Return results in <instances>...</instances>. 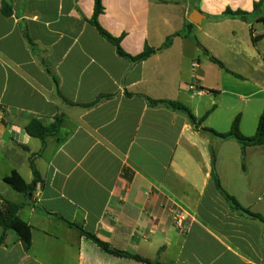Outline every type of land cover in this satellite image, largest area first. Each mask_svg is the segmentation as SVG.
Segmentation results:
<instances>
[{
	"label": "crops",
	"instance_id": "obj_1",
	"mask_svg": "<svg viewBox=\"0 0 264 264\" xmlns=\"http://www.w3.org/2000/svg\"><path fill=\"white\" fill-rule=\"evenodd\" d=\"M258 1L102 0L99 24L122 39L128 55L177 35L169 48L132 64L90 24L95 0H12L10 17L0 0V204L21 205L19 216L32 227L29 251L8 232L0 264H143L107 254L67 223L162 264H264V225L217 190L210 152L223 189L264 217V146L247 148L243 170L236 142L212 139L184 114L146 100L180 102L198 120L211 111L210 121L216 106L207 99L204 50L215 57L214 28L231 20L222 16L227 8L252 13ZM47 69L58 75L59 93ZM101 95L114 97L84 107ZM56 117L60 131L42 150L25 128ZM205 122L202 128L226 133L225 118L218 126ZM241 127L249 135L242 115ZM31 160L43 184L28 198L4 180L16 172L31 183ZM177 210L185 215L182 228L173 221Z\"/></svg>",
	"mask_w": 264,
	"mask_h": 264
},
{
	"label": "trees",
	"instance_id": "obj_2",
	"mask_svg": "<svg viewBox=\"0 0 264 264\" xmlns=\"http://www.w3.org/2000/svg\"><path fill=\"white\" fill-rule=\"evenodd\" d=\"M2 5H3L2 7L3 14L6 17L12 16L13 15L12 0H2ZM103 13H104V6L102 4V0H95L94 14H93L92 19L90 20V24L96 27V29L98 30V32L104 39H106L108 42L112 43L116 47L117 53L119 56L128 59L132 64L143 62L147 60L148 58H150L151 56L169 48L172 45L174 37L177 36V35H174V36L169 37L160 48L146 47L140 55L131 56V55L126 54L123 51L121 47L122 39L113 37L106 30H104L99 24V17ZM252 15L256 16L259 22L264 23V0H259L258 2L254 3V9L252 13H248L242 10L233 11L232 9L227 8L222 14L224 18L240 19L244 22H248L250 16ZM250 33L252 36V42L254 44L259 39L264 38V35L259 36V37H254L253 28H251ZM24 37L28 43V46L32 49V51H34L36 46L26 32H24ZM204 52L206 55L209 56L210 61L216 64L220 69L230 72L226 69V66L224 65V63H222L216 57L212 56L207 50H204ZM46 71L52 78L54 85L56 87V91L59 93L60 80H59L58 75L49 69H47ZM125 93H126V96L128 97L132 96V94L127 91ZM112 97L114 96L113 95H101L96 99V101H94L91 104L84 105V107L86 108L94 107ZM146 100L151 107L162 106L174 112H179V113L184 114L185 116H187V118L189 119L190 123L194 126V128L198 129L202 133L209 135L212 139L220 140L223 142L225 141L236 142L241 148L243 170L246 169L245 160H246L247 148L255 147V146H264V110L259 118V122H258L255 135L248 137V136H245L241 131V115L240 114L237 115L234 121L232 122L230 131L225 134H222L213 129L201 127L203 122H205V120L211 114V111L207 112L204 115V117L198 120L196 116L190 111V109L180 102L172 101V100H154L149 97H146ZM69 104L74 105L73 103H70V102ZM61 124H62L61 117H56L54 119V122L49 126H46L40 121L34 119L26 126L25 130L30 137L38 139L42 142V150H43L46 147V138L50 136H55L56 134H58L60 131ZM210 152H211V161H212V177L214 179L217 190L224 196V198L230 204L232 209L240 212L242 215H245L254 220H257L264 225L263 216L259 214L251 213L250 211L244 209L234 197L229 195L223 189L220 179L216 173V168H215L216 151L213 147H210ZM30 166L33 172V181L31 183H26L22 179V177L19 176L16 172L12 173L9 177L5 178L4 182L8 184L15 192L23 194L25 197L33 198L37 190V187L43 184V178L41 174L39 173V171L36 169V166L33 160L30 161ZM20 209H21V205L15 204L10 201L4 200L0 204V227L3 229V234L0 237V247L6 244L8 232H14L16 236L18 237V239L20 240V242L22 243L24 249L26 251H29L31 247V243H32V227L28 225L27 223H25L24 221H22V219L19 216ZM67 224L70 227H74L78 229L81 235L86 236L88 239L93 241L101 250H103L109 255L119 257V258H124V259L135 260L136 262L143 263V264H162V263H159L158 261L144 259L138 255H131L127 252L115 249L111 247L109 244L101 241L97 236L86 232L81 226L72 224V223H67Z\"/></svg>",
	"mask_w": 264,
	"mask_h": 264
},
{
	"label": "rangeland",
	"instance_id": "obj_3",
	"mask_svg": "<svg viewBox=\"0 0 264 264\" xmlns=\"http://www.w3.org/2000/svg\"><path fill=\"white\" fill-rule=\"evenodd\" d=\"M251 28L257 33L263 32L264 23L252 15L248 22L231 19L215 27L214 31L219 37L214 50L215 57L232 71L222 70L211 61L204 69V84L211 91L207 99L214 100L216 106L211 120L205 124L218 126L225 118L226 126L221 128L227 133L234 118L241 114L243 128L249 135L241 131L248 137L255 135L260 109L264 106V41L258 46L253 45L250 40ZM254 77L261 79L255 82ZM196 84L194 80L192 86L197 93L199 89ZM194 100L202 103L201 98Z\"/></svg>",
	"mask_w": 264,
	"mask_h": 264
},
{
	"label": "built area",
	"instance_id": "obj_4",
	"mask_svg": "<svg viewBox=\"0 0 264 264\" xmlns=\"http://www.w3.org/2000/svg\"><path fill=\"white\" fill-rule=\"evenodd\" d=\"M193 68H197L198 64L197 63H193ZM195 89V88H192ZM173 221L176 224L177 227L182 228L184 226V221H185V215L182 211L177 210L173 213Z\"/></svg>",
	"mask_w": 264,
	"mask_h": 264
}]
</instances>
